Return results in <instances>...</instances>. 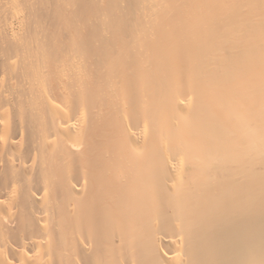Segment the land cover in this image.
<instances>
[{
    "label": "bare ground",
    "instance_id": "obj_1",
    "mask_svg": "<svg viewBox=\"0 0 264 264\" xmlns=\"http://www.w3.org/2000/svg\"><path fill=\"white\" fill-rule=\"evenodd\" d=\"M0 264H264V0H0Z\"/></svg>",
    "mask_w": 264,
    "mask_h": 264
}]
</instances>
